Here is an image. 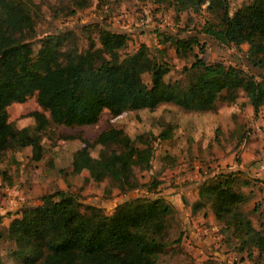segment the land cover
I'll use <instances>...</instances> for the list:
<instances>
[{
	"label": "trees",
	"instance_id": "obj_1",
	"mask_svg": "<svg viewBox=\"0 0 264 264\" xmlns=\"http://www.w3.org/2000/svg\"><path fill=\"white\" fill-rule=\"evenodd\" d=\"M152 1H168L177 11L214 9L213 20L206 21L200 32L224 44L247 42V59L261 71L251 73L194 53L193 60L180 68L181 77L165 80L163 75L171 70L168 62L151 55L144 43L122 54L128 34L102 25L97 26V41L88 36L83 49L73 30H65L61 37L38 38L34 50L32 13L19 0H0V13L10 33L9 38L0 39V159L6 149L24 147V137L39 134L50 124H94L104 109L115 116L171 102L200 112L216 109L219 99L233 102L243 90L253 112H258L264 103V0L232 13L229 0H208L206 5V0ZM170 39L178 56L192 51L200 40L197 34ZM140 68L150 75L149 84L137 82ZM32 95L43 110L29 112L34 120L32 131L28 126L17 128L8 120L7 106ZM170 136V126L158 133L163 139ZM137 137L119 132L100 144L114 143L120 150H100L97 156L85 150L88 176L94 180L109 176L121 191L139 187L133 166L148 167L153 149L149 139ZM134 139H140L143 146H137ZM1 173L9 178L5 169ZM237 173L220 172L202 182L192 211L209 202L221 232L236 240L239 251L251 255L256 249L264 254V231L255 227L242 208L247 194L237 188ZM163 201L159 196L130 197L117 202L107 214L99 206L82 204L69 190L56 189L42 194L39 203L23 207L10 219L6 234L10 238L20 235L25 243L23 253L13 252L16 264H157V254L165 247L158 234L169 211Z\"/></svg>",
	"mask_w": 264,
	"mask_h": 264
},
{
	"label": "rangeland",
	"instance_id": "obj_2",
	"mask_svg": "<svg viewBox=\"0 0 264 264\" xmlns=\"http://www.w3.org/2000/svg\"><path fill=\"white\" fill-rule=\"evenodd\" d=\"M19 1L34 17L35 35L30 39L34 50L39 46L38 38L61 37L65 30H73L78 47L83 49L88 36L97 41V26L102 25L128 34L125 46L120 49L122 54L144 43L151 55L168 62L171 70L163 75L165 80L181 77L180 68L193 60L194 53L207 61H222L251 73L261 71L247 59V42L224 44L200 32L203 24L215 16L214 9L208 7L194 12L177 11L168 1ZM188 34H197L199 43L193 45L192 51L178 56L170 37ZM9 37L0 13V39ZM135 77L141 86L151 81L144 68ZM216 106L214 110L193 112L164 102L151 110H125L115 116L104 109L94 124H50L39 134L24 137V147L6 149L0 159V263L16 264L13 252L23 253L25 248L20 235L7 236L10 219L19 215L23 207L39 203L42 194L64 189L73 192L82 204L99 206L107 214L121 199L162 197L169 211L158 234L165 247L157 254V264H264V254L256 249L251 255L239 251L236 240L221 232V223L214 218L209 202L192 211L202 182L217 173L236 170L234 164L242 159L241 142L252 141L250 145L257 148L249 159L251 163L264 161V103L258 112H253L245 91L239 90L233 102L219 99ZM35 109L43 110L35 95L23 102H12L7 106L8 120L17 128L28 126L32 131L34 120L29 112ZM167 126L171 136L158 137ZM119 132L131 138L149 139L153 149L148 167L133 166L140 186L127 191H121L109 176L92 179L85 165V150L92 156L99 155L100 150H120L114 143L100 144ZM134 140L137 146H143L140 139ZM3 169L9 178L2 177ZM238 172L235 182L238 189L247 192L253 186V190L261 192L256 200L244 202L242 208L255 227L264 231V166L256 165V169L247 166Z\"/></svg>",
	"mask_w": 264,
	"mask_h": 264
},
{
	"label": "crops",
	"instance_id": "obj_3",
	"mask_svg": "<svg viewBox=\"0 0 264 264\" xmlns=\"http://www.w3.org/2000/svg\"><path fill=\"white\" fill-rule=\"evenodd\" d=\"M254 1L255 0H229L230 13H232L238 7L248 6V5L252 4ZM232 6L234 9L231 11ZM230 122H233V121L231 120ZM258 124H259V121L258 122L256 121L257 126H258ZM251 143H253V142L252 141L241 142L240 147L242 150L241 151L242 159H241V161L234 164V167L236 170H243V169H245V167L247 168V166L250 167V169H256V165H260V167L264 166V161H255L254 163H251V160H249L253 156V153L256 152V150H257L256 146L254 147V146L250 145ZM261 143L262 142L259 143L260 148L262 145ZM249 163H251V164H249ZM253 188L254 187L251 186L249 188L250 190H248L247 192L244 191L247 194V197H246L244 202H246L250 198H252V200L254 201L257 199V197H259L257 194H260L261 192L260 191L257 192V190L256 189L253 190ZM262 195L264 196L263 193H262ZM7 225H8V223H7Z\"/></svg>",
	"mask_w": 264,
	"mask_h": 264
},
{
	"label": "built area",
	"instance_id": "obj_4",
	"mask_svg": "<svg viewBox=\"0 0 264 264\" xmlns=\"http://www.w3.org/2000/svg\"><path fill=\"white\" fill-rule=\"evenodd\" d=\"M206 4H208V0L205 1L204 5H206ZM262 181H263V186H264V179Z\"/></svg>",
	"mask_w": 264,
	"mask_h": 264
},
{
	"label": "water",
	"instance_id": "obj_5",
	"mask_svg": "<svg viewBox=\"0 0 264 264\" xmlns=\"http://www.w3.org/2000/svg\"><path fill=\"white\" fill-rule=\"evenodd\" d=\"M124 200V199H121V201ZM120 202V201H119Z\"/></svg>",
	"mask_w": 264,
	"mask_h": 264
}]
</instances>
